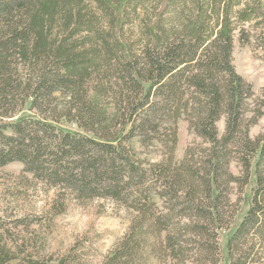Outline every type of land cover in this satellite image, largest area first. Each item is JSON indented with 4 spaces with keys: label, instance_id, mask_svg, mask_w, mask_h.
<instances>
[{
    "label": "trees",
    "instance_id": "obj_1",
    "mask_svg": "<svg viewBox=\"0 0 264 264\" xmlns=\"http://www.w3.org/2000/svg\"><path fill=\"white\" fill-rule=\"evenodd\" d=\"M236 31L264 60V0H0V169L22 164L0 177V264H88V232L45 239L98 197L131 212L98 264H219L221 231L226 264H264V85L235 70ZM180 120L200 141L178 157Z\"/></svg>",
    "mask_w": 264,
    "mask_h": 264
},
{
    "label": "rangeland",
    "instance_id": "obj_2",
    "mask_svg": "<svg viewBox=\"0 0 264 264\" xmlns=\"http://www.w3.org/2000/svg\"><path fill=\"white\" fill-rule=\"evenodd\" d=\"M248 28V26H247ZM263 47L258 45L254 36H250L247 41H241L238 38L236 31L233 38L232 47V63L235 70L240 73L245 80L251 83L254 92V100L259 99L262 94V86L264 85V60L262 58ZM261 104V113L256 116L253 122L249 124V135L256 137L264 133V99ZM257 101L250 104L255 106ZM23 111L22 113H25ZM253 111L246 113V118L252 116ZM64 127L79 130L78 127L72 122H62ZM218 133L223 132L224 128V115H221L216 121ZM200 141L193 133H191L184 120L178 123V140L175 147V155L181 157L184 148L188 143ZM142 156H150L158 159L160 156L155 151L146 150L145 148L138 147ZM22 168V164L18 161L10 162L0 169V177L13 181L14 176ZM250 181L243 190V200L241 201V208L235 216L232 227L239 220L247 206V198L250 193ZM38 187V186H37ZM30 199L36 206L42 204V199L38 191H36ZM239 192L233 189L231 194L232 198H236ZM31 205V203H29ZM29 205V206H30ZM13 204L6 205L4 200H0V215L14 214ZM131 212L119 205L111 198H94L93 202L89 205L77 206L71 204L68 206L65 213L57 218V225L55 229L46 235V249L54 253L63 251L72 242V239L83 232L91 239V250L88 253V264H98L102 256L116 243V241L123 235ZM227 231L220 233V246H221V259L219 264H226V249L225 240ZM53 264V262L51 263Z\"/></svg>",
    "mask_w": 264,
    "mask_h": 264
}]
</instances>
